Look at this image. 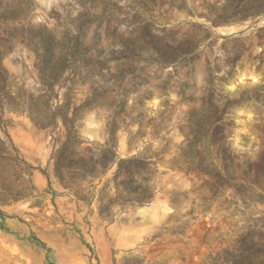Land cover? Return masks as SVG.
Here are the masks:
<instances>
[{"label": "rangeland", "instance_id": "1", "mask_svg": "<svg viewBox=\"0 0 264 264\" xmlns=\"http://www.w3.org/2000/svg\"><path fill=\"white\" fill-rule=\"evenodd\" d=\"M0 264H264V0H0Z\"/></svg>", "mask_w": 264, "mask_h": 264}]
</instances>
